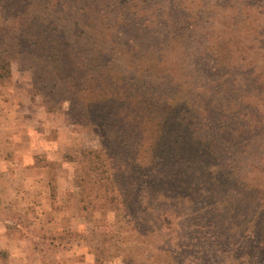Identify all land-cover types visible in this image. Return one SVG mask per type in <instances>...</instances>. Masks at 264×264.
<instances>
[{
    "label": "trees",
    "instance_id": "trees-1",
    "mask_svg": "<svg viewBox=\"0 0 264 264\" xmlns=\"http://www.w3.org/2000/svg\"><path fill=\"white\" fill-rule=\"evenodd\" d=\"M249 1L0 0V80L20 61L42 85L46 111L69 101L72 124L106 132L111 159L147 173L143 157L154 152L164 170L159 187H172L177 203L196 204L198 192L201 206H231L222 222L229 231L242 224L236 212L252 213L247 225L261 229L264 0ZM202 21L225 36L200 49L199 80L189 83L185 61L168 68L163 58L173 43L186 47ZM155 26H169L167 42Z\"/></svg>",
    "mask_w": 264,
    "mask_h": 264
},
{
    "label": "rangeland",
    "instance_id": "rangeland-1",
    "mask_svg": "<svg viewBox=\"0 0 264 264\" xmlns=\"http://www.w3.org/2000/svg\"><path fill=\"white\" fill-rule=\"evenodd\" d=\"M202 22L204 27L186 47L162 44L172 47L163 58L168 68L180 60L190 67L189 83L199 80L193 77L203 67L197 57L200 49L209 47L214 36L217 40L218 34L224 35L217 26L210 31L209 23ZM137 27L130 33L139 34ZM168 27L153 30L167 42ZM227 60L234 66L238 63ZM11 69V78L0 80V237L11 234L12 239L0 243V264H264V224L257 230L248 226L252 213L246 219L230 213L236 226L242 224L229 231L222 222L231 206H221L226 209L221 213L218 206H201L198 192L191 196L198 206L177 203L167 192L172 187H159L164 170L154 152L144 154L147 173L132 172L127 161L105 154L106 132L72 124L67 100L52 101L57 111L48 113L34 73L17 60L11 61ZM173 74L180 76L181 68ZM24 138L32 143L30 151L37 152V164L46 167L51 179L52 211L45 224L44 213L35 207L26 213L19 208L36 203L30 191L13 179L18 165L10 148L21 146ZM44 140L46 152L40 153ZM212 222L215 226L206 225ZM13 247L27 249L29 255L13 252Z\"/></svg>",
    "mask_w": 264,
    "mask_h": 264
},
{
    "label": "crops",
    "instance_id": "crops-1",
    "mask_svg": "<svg viewBox=\"0 0 264 264\" xmlns=\"http://www.w3.org/2000/svg\"><path fill=\"white\" fill-rule=\"evenodd\" d=\"M42 114H47V113L43 112ZM31 120L36 121L35 116L34 117L32 116ZM44 125L45 127H47V122H45ZM48 125L51 126L50 124ZM16 146L17 145L15 144L14 146H12V148H10L12 149V151H15V155H14L15 162L14 163L18 165V172L14 175L12 174L13 179L14 180L16 179L18 181L21 188L23 187V188L28 189L30 191L28 195L32 196V198H34L36 202L34 203L35 204L34 206H19L20 211L26 213L30 211V208L35 207L38 211L44 213L42 217H43V222L45 224L47 222V219H46L47 213L50 215V212L52 211V206H50L51 205L50 197H52V191H51V179H50L49 173L47 172L46 167H43L42 165L37 164L36 162L37 157L35 158V155L37 152H35V150L30 151V147L32 146V143L28 139L26 138L22 139L21 146L20 144L17 147ZM44 147H47L46 140H44V142L41 143V146L38 147L39 148L38 151L40 153L46 152V150L42 149ZM22 195L24 194L21 192L20 196ZM41 203H43V205H40ZM25 217L26 216L24 214L23 218ZM49 221H51V217L48 218V222ZM50 223L48 225H50ZM4 226L5 224L3 223L2 227ZM10 235L11 234H7V235L3 234L2 237H0V243L6 244L10 242L12 239L10 238L11 237ZM13 240H15V238ZM30 240L31 238L30 239L26 238V241H30ZM12 251L13 252L19 251L20 253H23L24 255H26V257L27 255H29L27 249H21V248L18 249V248L13 247Z\"/></svg>",
    "mask_w": 264,
    "mask_h": 264
}]
</instances>
